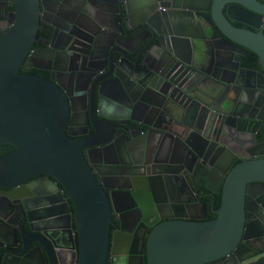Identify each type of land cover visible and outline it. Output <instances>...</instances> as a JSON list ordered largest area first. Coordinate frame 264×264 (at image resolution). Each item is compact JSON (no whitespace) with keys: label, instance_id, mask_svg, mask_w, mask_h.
Instances as JSON below:
<instances>
[{"label":"water","instance_id":"1","mask_svg":"<svg viewBox=\"0 0 264 264\" xmlns=\"http://www.w3.org/2000/svg\"><path fill=\"white\" fill-rule=\"evenodd\" d=\"M96 2L105 5L109 0ZM87 4L93 5L90 0ZM229 4L264 16V2L212 0L209 32L203 31L204 35L210 39L212 33L217 32L228 44L252 50L264 66L263 35L234 27L231 21L248 26L251 23L244 15L231 13L229 7L223 13L224 6ZM141 7H145V1ZM120 8L128 17V0H120ZM15 9L14 25L0 37V145L14 147L9 155L0 159V189L37 176L57 182L56 187L63 189L73 207V232L77 238L73 264H115L109 252L112 249L114 256L117 236L131 237L127 223L134 210L141 214V219L144 216L161 221L155 226H146L148 232L141 247L146 264H218L230 256L236 257L238 264H261L264 260V206L259 198L253 199L258 203L253 206V219L263 251H258L256 245L248 241L245 243V239L254 237L248 223L251 212L247 206V190L254 184L263 186L264 160L244 161L232 168L229 165L222 170L216 190L208 183L219 174L218 169L212 168L206 173L204 187L212 195L220 196L219 208L214 212L216 218L209 221H189L176 215V208L182 206L186 210L183 203L168 201L164 206H157L153 187L155 180L168 177L169 169L180 165L184 156H193L205 167L203 157L210 156L215 148L224 147V139L229 138L225 120L236 117L234 109L243 101L246 86L242 83L237 86L238 81L215 80L203 87L201 78L209 56L199 41L196 45L189 42L187 50L183 41L178 44L174 40L156 39L147 45L146 52L155 53L152 61H146L143 55L134 64L126 60L128 64L123 65L113 60L114 51L121 56L123 51L114 39L106 61L96 68L93 53L101 49L102 36L117 30L111 27L114 14L93 13L86 7L82 16L90 26L67 20L71 28L76 27L80 32V35L73 31L67 33L70 37L67 51L72 50L73 45L80 46L84 53L81 70L83 66L85 70H94L93 77H96L88 91L85 112L86 127L91 133L73 138L76 134L69 132L72 124L68 120L67 94L53 82L18 74L39 29V0H15ZM186 52L189 58H185ZM213 62L215 66L219 63L216 57ZM179 67L181 70H177ZM190 68L194 77L187 74ZM222 87L228 91L226 100L206 107L207 116L192 109L195 102H212ZM233 87L240 88L237 96H233ZM140 109L145 110V119L134 117ZM203 123L207 124L205 128ZM153 145L165 153L163 161L147 159ZM84 150H87L86 155ZM94 150L99 151L101 160L96 166H90L89 157ZM107 153L113 157L111 164L103 159ZM141 157L146 159L143 163L138 161ZM138 169L143 174V187L133 182L124 187L104 184L105 179H122ZM186 183L191 193L194 192L189 182ZM35 189L30 186V191L39 195ZM191 195L196 202L197 198ZM145 196L151 206L148 215ZM201 206L205 211L204 203ZM13 232L14 244L8 242L5 234L0 235V247L4 248L0 264H57L53 241L41 237L38 246L32 247L26 237L17 234V230ZM117 256L115 259L120 257ZM122 256L124 264H129L127 255Z\"/></svg>","mask_w":264,"mask_h":264},{"label":"flooded vegetation","instance_id":"2","mask_svg":"<svg viewBox=\"0 0 264 264\" xmlns=\"http://www.w3.org/2000/svg\"><path fill=\"white\" fill-rule=\"evenodd\" d=\"M88 0H39V29L35 35V41L27 52L22 64L18 68V74L23 76L37 77L55 83L63 93L67 94L69 100V118L71 121L70 133L76 134L73 138H80L84 133H91L86 127L85 112L88 100V91L93 86L96 77H93L94 70H81V59L83 49L73 45L72 50L67 51V37L69 31L80 35L76 27L71 28L67 20L79 22L81 25L90 26L87 19L82 16L83 10L88 7L96 13L104 11L114 14L111 18V27L117 32L109 31L102 37L100 50L94 51L93 59L97 62L96 68H100L103 60L106 61L108 52L113 48L110 42L118 41L121 45L122 56L113 52V60L119 64L126 65L127 61L134 64L138 59L145 56L146 61H152L154 52H146L147 45L156 39L164 41L174 40L178 44L183 41L185 47H190L189 42L196 45L198 41L203 45L209 60L203 68L204 76L201 78V85L206 87L215 80L229 83L237 82L246 86L243 101L237 103L234 109L236 117L227 118L226 130L229 138L224 139L223 148H215L210 156L203 157L205 167L198 163L193 156L183 157V162L169 169L171 174L157 178L154 182L155 198L157 206L166 205L164 202L186 205L185 211L181 207L176 208L175 214L189 221L213 220L216 218L214 202L216 196L204 187L206 173L216 168L219 174L213 177L208 186L216 190L219 176L222 170H226L244 161L264 160V66L260 63L258 56L246 47H234L226 42L225 37L217 32L212 33V38L204 35L209 32L210 23L208 18L212 10V0H128V17L124 15V9L120 8V0H109V3L100 5L96 0L89 7ZM145 1V7L141 4ZM263 3L264 0H257ZM230 12L244 15L248 18L250 26L231 21V24L239 29H247L255 33H261L264 37V16H259L233 5H225L223 13ZM127 17V19H125ZM16 20L15 0H0V37L9 31ZM92 30L95 29L91 26ZM121 28V30H118ZM96 32V31H95ZM112 35H115L113 37ZM194 40V41H193ZM85 51V50H84ZM155 51V50H153ZM152 56V58H151ZM189 58L186 52L185 58ZM216 57L219 62L216 66L213 59ZM127 60V61H126ZM188 60V59H187ZM94 69V68H93ZM177 70H181L179 67ZM187 74L194 77L192 69H187ZM142 73L143 70H140ZM104 73V71L102 72ZM227 88L226 86H224ZM224 87L215 95L212 102L193 104L192 109L207 116L206 107H214L226 100L227 92ZM237 87H233L235 94H238ZM237 96V95H236ZM105 99V98H104ZM105 103V101H103ZM144 109H140L134 117L145 119ZM207 126L203 123V128ZM66 131L68 129L66 127ZM14 150L8 144L0 145V159L6 157ZM84 150V154L86 155ZM150 157L148 160L161 162L165 159V153L156 145L149 148ZM89 160L90 166L97 165L101 160L99 151H92ZM105 163H112L113 157L107 153L103 157ZM146 160L138 158L140 163ZM179 161V159H174ZM104 172V169H103ZM123 172H131L123 170ZM202 173L201 185L198 184V175ZM95 176H99L95 173ZM142 171L126 174L125 178L105 179L104 184L109 187L130 186L133 182L137 187H143ZM186 181L194 192L188 189ZM36 188V192L30 191V186ZM57 182H50L45 176H37L17 184L8 189H0V235L7 236L9 243H15L14 232L21 234L26 240L32 242V247L38 246L42 238L51 240L55 244V258L57 264H73L77 246V238L73 232L72 213L73 207L63 189L57 188ZM247 206L250 208V234L253 238L245 239V243L256 245L258 251H263V244L259 242V233L255 218L253 219V206L257 202L253 199H260L264 206V184H254L247 190ZM196 202L193 201V196ZM146 211L150 209V201L146 196L143 198ZM193 201V203H192ZM160 203V204H159ZM205 205V211L203 206ZM188 205V206H187ZM150 211H147V215ZM165 214V212H163ZM169 215V214H167ZM215 215V217H212ZM143 219V221H142ZM138 211L134 210L127 223L131 237L129 239L117 236L116 246L109 252L115 264H124V254L129 259V264H146L145 251L142 252V241L147 234V227L157 225L161 221L147 219ZM146 224V225H145ZM148 225V226H147ZM147 226V227H146ZM14 228V229H13ZM70 231V232H69ZM42 237V238H41ZM75 247V248H74ZM4 248L0 247V253ZM6 249V247H5ZM142 252V253H141ZM131 253V255H130ZM141 253L136 256L134 254ZM120 257L115 259V257ZM109 264V263H108ZM218 264H238L236 257L230 256L218 262ZM264 264V260H261Z\"/></svg>","mask_w":264,"mask_h":264},{"label":"trees","instance_id":"3","mask_svg":"<svg viewBox=\"0 0 264 264\" xmlns=\"http://www.w3.org/2000/svg\"><path fill=\"white\" fill-rule=\"evenodd\" d=\"M201 180H202V173H200L198 175V178H197V181H198V184L201 185ZM220 205V196H216V199H215V202H214V206L215 208H218ZM212 217H215V215H212Z\"/></svg>","mask_w":264,"mask_h":264}]
</instances>
